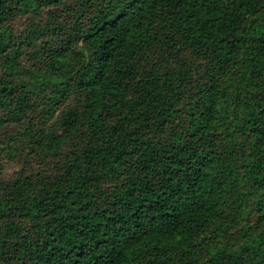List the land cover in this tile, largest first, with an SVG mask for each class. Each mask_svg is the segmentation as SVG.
I'll list each match as a JSON object with an SVG mask.
<instances>
[{
  "label": "trees",
  "instance_id": "trees-1",
  "mask_svg": "<svg viewBox=\"0 0 264 264\" xmlns=\"http://www.w3.org/2000/svg\"><path fill=\"white\" fill-rule=\"evenodd\" d=\"M0 264H264V0H0Z\"/></svg>",
  "mask_w": 264,
  "mask_h": 264
},
{
  "label": "rangeland",
  "instance_id": "rangeland-1",
  "mask_svg": "<svg viewBox=\"0 0 264 264\" xmlns=\"http://www.w3.org/2000/svg\"><path fill=\"white\" fill-rule=\"evenodd\" d=\"M13 170H14V165H9V166L7 167V171H8V173L11 172V171H13Z\"/></svg>",
  "mask_w": 264,
  "mask_h": 264
}]
</instances>
